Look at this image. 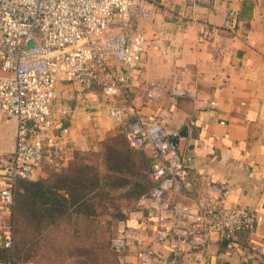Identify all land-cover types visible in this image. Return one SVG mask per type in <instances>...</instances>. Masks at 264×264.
Returning a JSON list of instances; mask_svg holds the SVG:
<instances>
[{"label":"built area","instance_id":"obj_1","mask_svg":"<svg viewBox=\"0 0 264 264\" xmlns=\"http://www.w3.org/2000/svg\"><path fill=\"white\" fill-rule=\"evenodd\" d=\"M151 6L149 0H0V117L15 125L14 148L0 154V248L8 251L7 264L14 261L17 181L31 180L37 169L54 166L56 153L69 141V127L62 122L68 110L55 107L62 83L97 91L110 117L129 119L126 139L133 148L150 152L155 185L127 219L136 211L144 218L155 216L156 242L166 243L172 254L209 253L213 237L231 248L238 233L253 236L262 225L261 214L226 206L219 187L209 184L202 195L194 190L168 127L169 112L147 116L123 102L145 53L157 48L131 27L132 13L148 17ZM116 26L120 31L113 32ZM236 26L235 11H228L224 28L234 32ZM170 92L189 94L178 86ZM181 190L192 206L178 201ZM127 219L119 222L111 239L114 253H125L142 241ZM259 253L264 255V246ZM136 255V264L160 262L154 251L137 250Z\"/></svg>","mask_w":264,"mask_h":264},{"label":"crops","instance_id":"obj_2","mask_svg":"<svg viewBox=\"0 0 264 264\" xmlns=\"http://www.w3.org/2000/svg\"><path fill=\"white\" fill-rule=\"evenodd\" d=\"M149 1V16L133 12L131 27L157 48L145 53L123 102L143 115L171 114L168 127L175 142L184 143L180 155L200 195L209 184L219 187L226 206H243L264 217V0ZM231 10L237 17L234 32L224 28ZM176 86L188 96L172 95ZM57 94L55 107L68 110L62 119L70 130L65 149L89 144V138L80 134L88 127L102 135L121 131L126 138L129 119L110 117L97 91L62 83ZM14 144V122L0 117V154ZM187 194L181 190L178 201L192 206ZM141 217L136 211L127 219V226L138 229L142 239L129 249L154 251L159 264H264L259 253L264 221L253 236L238 233L231 248L213 237L209 253L189 257L175 256L166 243L156 242L155 216ZM131 251L124 254L125 264H136Z\"/></svg>","mask_w":264,"mask_h":264},{"label":"rangeland","instance_id":"obj_3","mask_svg":"<svg viewBox=\"0 0 264 264\" xmlns=\"http://www.w3.org/2000/svg\"><path fill=\"white\" fill-rule=\"evenodd\" d=\"M89 129L80 130L89 144L72 147L59 166H44L37 171L33 181L46 183L51 193L70 195L66 206L71 210L66 208L64 214L59 211L53 218H46L44 225L41 223V228L33 232L31 242H27L31 235L22 222L25 212L21 210L32 207V201L25 188L18 186L15 264H125L124 254L131 249L116 254L108 245L119 220L149 185L144 158L141 151L133 149L132 153H138L133 157L136 174L124 178L117 171L130 147L124 133L102 135Z\"/></svg>","mask_w":264,"mask_h":264},{"label":"trees","instance_id":"obj_4","mask_svg":"<svg viewBox=\"0 0 264 264\" xmlns=\"http://www.w3.org/2000/svg\"><path fill=\"white\" fill-rule=\"evenodd\" d=\"M129 146L130 147H128V149L126 150V152H128V153L123 160V164L118 165L117 171L124 174V178H127V177H125L126 175L134 176L136 174L135 173L136 162L133 161V157L137 156L138 153L136 151L132 153V151H133V149L139 150V151H141L140 155L143 156V158H144V162H143L144 174L146 173V175L149 178L148 187L145 188V190H143V192H141L136 203L130 208V210H129V212H130L131 209H133L137 205L139 199L143 195L149 193L153 189L155 184L153 183V181L151 179V175H150V167L152 164L151 156H148L143 149L133 148L130 144H129ZM70 149L71 148H68V149L66 148V149H63L62 151L56 153L54 166H59L62 163V161L64 160V158H67V156H65V155L68 154V151H70ZM124 180H126V179H124ZM18 186L19 187L23 186L25 188V192L27 193V195H29L30 200L32 201V207H30V208L27 207V209L21 210L23 213L25 212L22 215V217H23L22 222L25 223L26 228H27V232L29 235H31V236L27 237V242H31L29 240H30V238H32V236H33L32 234H34L36 232L37 228H38V230L41 228L40 225L42 222L45 221L46 218H53L59 211L62 214H64V212H66V208L67 209L69 208L67 206H68V201H69L68 196H70V195H68V194L64 195V194L58 193L57 191H54L51 193L49 191V190H51V189H49V186H47L46 183H44L42 181L19 179L16 183V189H15V209H14L15 227H16V215H17L16 214L17 213L16 195H17V191H18ZM71 196H72V194H71ZM66 204H67V206H66ZM70 210L71 209L69 208L68 211H70ZM129 212L127 211L125 213V215L119 220V222L121 220H126ZM26 220H28V221H26ZM119 222H118V224H119ZM118 224L116 226L115 232L113 233V235L109 241L108 246H109V250L111 252H112V250L110 249V242H111V239L116 236ZM34 225H36V227H34ZM42 225H44V224L42 223ZM15 245H16V236H15ZM116 254H118V253H116ZM14 256H15V251H14ZM8 258H9L8 251L3 249V248H0V262H2L3 264H7ZM13 264H15V257H14Z\"/></svg>","mask_w":264,"mask_h":264},{"label":"water","instance_id":"obj_5","mask_svg":"<svg viewBox=\"0 0 264 264\" xmlns=\"http://www.w3.org/2000/svg\"><path fill=\"white\" fill-rule=\"evenodd\" d=\"M118 31H120V29L119 30H115L114 29L113 32H118ZM176 143H177V146H178V149H179V153L182 154L183 153V150H184V143H183V141H177ZM182 256L195 257V256H197V253H195V254H183Z\"/></svg>","mask_w":264,"mask_h":264}]
</instances>
